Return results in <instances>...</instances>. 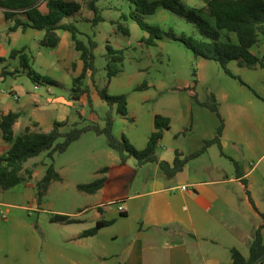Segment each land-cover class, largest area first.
Segmentation results:
<instances>
[{
  "label": "crops",
  "instance_id": "0c3cea01",
  "mask_svg": "<svg viewBox=\"0 0 264 264\" xmlns=\"http://www.w3.org/2000/svg\"><path fill=\"white\" fill-rule=\"evenodd\" d=\"M102 1L104 5L100 6ZM200 1L201 4H194L193 8L203 7L204 1ZM87 2V10L82 12V4L80 14L75 17L83 35L95 38L106 21L113 26L104 32L106 44L110 43V32H114L119 23L131 34L128 21L120 19L121 12L117 19L108 14L112 10L115 14L118 12L106 0L96 2L104 21L92 24L89 20L94 14ZM40 10L47 12L45 2ZM17 17L25 21L24 15ZM13 23L6 20L0 9V56L8 58L0 63L4 64L0 81L14 71L25 74L19 69L20 65L17 66L19 57L9 58V55L13 50L27 47L30 40L23 39H34L38 32L41 38L44 35V31L31 27L11 32L9 28ZM57 33L60 42L55 49L63 56L64 70L69 75L66 74L65 79H50L69 90L73 79L82 74L84 62L73 48L70 33L63 30ZM251 52L263 56L264 40H259ZM46 60L41 59L45 67L52 69L54 63ZM145 61L127 55L114 67L116 72L108 81L107 77L98 80L88 71L83 80L88 92L72 102L54 100V108L71 103L80 118L103 127L109 107L98 95L97 88H103L108 82L110 95L125 94L127 100L128 114L115 117V137L125 136L134 148L143 150L155 130L154 117L159 115L169 120V128L164 130L156 147L158 161L138 165L137 160L130 157L126 164H121L119 155L112 151L106 152L109 164L99 165V160L95 159L97 166L92 171V180L75 183L79 198L84 200L80 202L76 198L72 210L56 209L52 204L48 210L52 215L74 218L76 223L51 222V216L41 217L44 208L36 195V183L44 174L34 185L30 183L31 178L8 190L0 188V264H232L233 248L247 257L256 230L260 229L264 237V67L250 68L230 61V75L218 62L194 59L192 55L189 62L197 78L195 100L183 90L191 84L192 73L182 79L167 78L162 67L157 75L146 76L148 64ZM210 95L216 101L219 116L203 106ZM9 111L12 110H0V118ZM63 121L61 116L45 131L39 119L29 123L21 121L20 112L13 133L16 126L48 132L55 122ZM221 122L220 146L210 145L173 176L165 174L159 162L172 166L176 155L183 159L201 150L206 141L215 137ZM91 132L84 133L72 144ZM0 140L4 141L1 136ZM2 141L0 156L8 148ZM91 147L87 155L93 159L99 152ZM234 163L241 172L239 176ZM78 165L77 160L69 164L73 168ZM56 171L61 179L50 184L45 196H49L53 184L63 180L61 170ZM98 178L107 181L97 192L89 194L77 189L78 184ZM119 204L123 205V211L118 209ZM33 213L37 215L35 221L31 219ZM98 221L112 223L100 228L95 235L80 236Z\"/></svg>",
  "mask_w": 264,
  "mask_h": 264
},
{
  "label": "trees",
  "instance_id": "16d2710c",
  "mask_svg": "<svg viewBox=\"0 0 264 264\" xmlns=\"http://www.w3.org/2000/svg\"><path fill=\"white\" fill-rule=\"evenodd\" d=\"M129 9L121 12L122 21L132 20L141 30L147 33V38L142 41L153 46L157 41L169 39L180 42L192 52L193 58H203L214 60L220 64L224 71L231 75L228 69L230 61H236L240 66L254 68L257 65L264 67V55L259 57L251 52L259 40H264V0H203L204 6L201 8L188 7L183 0H128ZM45 2L47 12L40 10V5ZM97 0H89L87 7L94 16L89 20L92 24L104 21L101 11L96 5ZM82 4L77 0H0V9L4 12L6 20H13V26L9 31L18 28L23 30L31 27L44 31L43 37L39 40V45L56 48L60 42L58 30L69 32L73 42V48L79 53L80 59L84 62V69L80 76L73 79L71 88V99L78 100L81 95L88 92L87 87H83V80L88 71L91 76H95L97 69L94 65L93 50L97 43L93 37L87 35V40L79 38L82 35L76 24L75 17L80 14ZM167 10L192 26L190 34L184 32L177 33L169 28L167 31L159 25L150 24L146 17L157 13L159 10ZM24 15L25 21L17 17ZM118 30L125 36L129 35L126 26L119 23ZM106 58L108 61L107 81L115 74L114 67L120 65L124 58V51L112 48L106 44ZM19 57L20 68L35 83L46 82L55 85L56 82L50 78L41 77L32 71L28 64L27 55L24 50H13L9 58ZM8 58L0 56V63H4ZM114 69V70H113ZM20 71H14L15 74ZM108 83V82H107ZM107 83L103 88H97L98 95L106 102L109 109L104 116V126L96 123H86L79 126V122L70 125L68 131H62L67 126V122H55L48 132L32 131L25 127L22 133L14 135L13 126L18 120L20 113L9 111L0 118V136L8 144L6 152L0 156V188L8 190L22 182L32 178V171L25 168L24 164L33 157L46 153L51 160L46 165L43 177L36 183V195L38 200L45 196L50 184L61 179L52 163L55 154L64 153L69 146L77 141L84 133L92 131L97 135H104L107 138L109 148L118 153L120 163L126 164L130 157H134L138 165L148 162H157L155 154L156 147L164 130L169 128V120L162 116L154 117L155 130L151 133L147 147L137 150L129 141L122 136L120 139L113 134V126L116 115L126 116L128 114L126 95H110L107 91ZM197 78L195 69L192 72V82L183 90L190 93L192 98L197 99L195 87ZM141 88V87H138ZM213 112L218 114V108L213 95L208 101L203 103ZM84 121V120H83ZM222 122L218 126L216 135L212 140L205 142L201 150L179 159L178 155L172 166L166 162H159L160 167L168 176H173L179 172L186 162L199 156L210 145L220 146V136L222 132ZM235 164L236 175H240L238 165ZM106 178H98L90 183L78 184L77 189L89 194L97 192L106 183ZM244 181V180H243ZM123 216V214H122ZM51 222L74 223L76 219L67 215L54 214L50 217ZM112 221H98L94 227L83 231L80 236L95 235L98 230L111 224ZM232 264H264V237L257 229L253 241L249 248V255L243 256L237 249L231 250Z\"/></svg>",
  "mask_w": 264,
  "mask_h": 264
},
{
  "label": "rangeland",
  "instance_id": "374dc122",
  "mask_svg": "<svg viewBox=\"0 0 264 264\" xmlns=\"http://www.w3.org/2000/svg\"><path fill=\"white\" fill-rule=\"evenodd\" d=\"M84 6L83 11H86L87 0H80ZM193 1V2H192ZM117 8L118 13H114L113 10L109 12L115 19L118 18L119 12H127L129 9L128 0H106V3ZM183 3L189 7L200 5V0H183ZM104 5L102 1L100 6ZM90 11V10H89ZM93 14V12L91 11ZM105 15V14H103ZM106 16V15H105ZM146 20L150 24L159 25L164 30L169 28L174 29L177 33L190 34L192 26L188 24L181 17L164 9L159 10L153 15L146 17ZM121 21V20H120ZM127 25L131 31L128 37H124L121 32H118L115 25L114 32H110L109 45L114 49H121L124 51L125 57L127 55L135 56L137 59H145L147 65V71L144 73L146 76H155L157 71L162 72L164 68V74L167 78H184L190 77L192 73L190 58H192V52L188 50L183 44L177 41L163 39L157 41L153 46L146 45L142 39L147 38V34L139 28V26L132 20H128ZM81 30L84 31V25H81ZM113 26L109 21H106L100 26L99 31L96 33L95 38L97 42L96 48L93 50L94 65L97 69L95 78L101 80L107 77L108 68L106 58V41L103 38L104 32L111 30ZM104 30V31H103ZM117 33V34H115ZM142 35L146 37H142ZM40 33L38 32L34 39L27 38L23 41L30 40L27 43V47L24 53L27 55L30 69L37 75L46 78L62 79L67 78L68 74L63 64V56L58 53L55 48H48L39 45ZM79 38L86 41V35H79ZM19 51V50H18ZM46 58L47 61L54 63L52 69H48L44 66L41 59ZM18 59V58H17ZM35 60V62H34ZM44 60V59H43ZM13 64V63H11ZM4 64H0V72L3 69ZM19 67V64L17 65ZM10 69L12 66L9 67ZM21 70V68H19ZM67 69V68H66ZM69 75V74H68ZM4 81H0V110L10 109L12 111L21 112V121L30 122L39 119L42 124V130H48L51 123L63 116L64 120L68 122L62 131H68L70 125L79 122V126L86 124L77 114V108L71 105L58 104L57 108H54L55 101H70L71 88L66 90L64 87L52 85L46 82H40L39 84L33 82L26 74L20 72L19 74H6ZM2 90L5 93H2ZM125 95V94H124ZM15 96L17 99H15ZM60 107V108H59ZM88 116V115H86ZM23 132L21 126H16L14 135H19ZM93 139H96L94 141ZM2 141V140H0ZM2 143H5L2 141ZM93 146L95 152H99L98 155L90 159L87 155L88 148L92 149ZM4 149V148H2ZM112 151L115 155H118L114 150L109 148L107 138L104 135L96 136L93 132L87 134L80 142L72 144V146L64 153L55 154L52 163L55 169H60L63 175L61 182H56L51 187L49 196H44L40 200L42 201V207L40 214L43 219L52 216L48 210H50V204L56 209L72 210L76 204V198H79V192L75 188L76 182L91 181L92 171L99 165L109 164L111 161L106 155V152ZM1 152V149H0ZM99 160L96 164L94 160ZM79 161L77 167H70L69 164L73 161ZM51 160L46 156V153H41L39 156L30 158L25 164V168H29L32 171L31 184H35L36 180L44 174L46 165ZM69 166V167H67ZM83 195V194H82ZM82 198H79L81 202ZM37 215L32 214V220H36ZM40 222V221H39ZM76 223V222H74ZM88 224V223H87Z\"/></svg>",
  "mask_w": 264,
  "mask_h": 264
},
{
  "label": "built area",
  "instance_id": "2783aa9c",
  "mask_svg": "<svg viewBox=\"0 0 264 264\" xmlns=\"http://www.w3.org/2000/svg\"><path fill=\"white\" fill-rule=\"evenodd\" d=\"M2 93H5V91L2 90ZM15 99H17L16 96H15ZM183 189H185V187H183ZM118 209H119L120 211H123V209H124L123 205H122V204H119Z\"/></svg>",
  "mask_w": 264,
  "mask_h": 264
}]
</instances>
